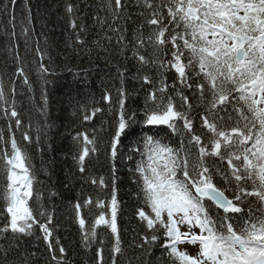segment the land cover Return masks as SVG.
Wrapping results in <instances>:
<instances>
[{
  "label": "snow or ice",
  "instance_id": "6c2138e0",
  "mask_svg": "<svg viewBox=\"0 0 264 264\" xmlns=\"http://www.w3.org/2000/svg\"><path fill=\"white\" fill-rule=\"evenodd\" d=\"M129 3L109 0L113 24ZM3 7L7 12L8 5ZM136 7L144 19L134 32L132 57L140 66L137 73L150 67L155 76L139 77L144 104L139 111H130L125 74L119 73V99L105 147L113 163L111 199L93 201L89 196L75 204L82 243L89 246L97 238V229L105 226L115 238L116 264L121 241L115 162L122 156L132 160L138 155L133 182L142 206L136 216L145 233L137 247L163 248L164 264H264V0H136ZM67 11H73L71 5ZM72 27H76L74 21ZM112 31L120 29L112 27ZM117 41L125 51L123 32ZM41 71H47L43 64ZM17 75L23 76V69ZM193 98L202 111L195 112ZM102 99L113 112L111 93ZM0 104L5 106V118L14 119L19 128V113L14 102L9 104L2 85ZM82 111L84 121H90L103 109L82 106ZM173 138H178V145L174 146ZM23 139L31 137L25 133ZM76 139L80 150L75 159L83 174L86 159L98 154L97 137L81 132ZM125 140L128 152L122 153ZM0 160L6 181L0 193L5 203L0 215L6 221L0 225V238L30 236L34 226L39 227L53 253L51 259L63 264L65 249L59 248L58 257L51 242L52 216L41 223L29 203L36 195L35 176L29 154L14 135L6 139L0 133ZM91 183L97 180L91 178ZM99 185L107 187L103 178ZM93 206L100 211L89 228L83 212ZM187 245L197 249L194 255L182 250ZM97 257L102 264V249Z\"/></svg>",
  "mask_w": 264,
  "mask_h": 264
},
{
  "label": "trees",
  "instance_id": "16d2710c",
  "mask_svg": "<svg viewBox=\"0 0 264 264\" xmlns=\"http://www.w3.org/2000/svg\"><path fill=\"white\" fill-rule=\"evenodd\" d=\"M108 3L109 0H15L10 4L9 0H0V85L9 104L14 102L22 121L17 128L14 119L5 118L2 111L5 106L0 104V133L6 139L14 135L30 156L36 195L29 203L41 223L47 221L48 215L52 216L48 225L53 232L51 242L58 257L59 248L65 249L63 264H98L97 251L101 249L102 264H113L115 238L111 231L105 226L99 227L97 238L85 247L74 206L77 202L82 204L89 196L93 201L98 197L111 199L113 163L108 159L105 147L119 99V73L125 74L130 111H139L144 104L145 92L141 90L139 77L146 73L155 76L150 67L137 73L140 66L132 57L134 32L144 19L139 15L141 9L136 7V0H130L128 9L121 12V18L115 24ZM5 4L8 5L7 12H4ZM69 5L73 9L71 13L67 11ZM100 20L105 23L101 24ZM112 27H118L120 31L113 32ZM121 32L127 44L123 52L117 41ZM144 33L145 36L148 34L147 25ZM41 64L46 72L41 71ZM18 69H23V76L17 75ZM25 78L28 83H24ZM106 92L112 95L113 112H109V105L102 99ZM187 94L192 96V92ZM180 103L177 99L178 107ZM196 103L193 98L195 112L202 111ZM82 106L89 110L101 107L103 111L93 120L84 121ZM136 130L139 132V127ZM81 132H87L90 137L95 134L99 149L98 154L86 159L83 174L75 159L80 150L76 137ZM25 133L31 137L30 141L23 139ZM173 140L174 146L178 145V138ZM128 144L125 140L122 153L128 152ZM139 159L138 155L132 160L122 156L115 162L119 201L117 224L121 241L116 264H158L161 257L163 260L159 264H164L167 257L163 248L137 247L145 233L136 216V209L142 205L133 182V170ZM3 168L0 160V193L6 183ZM91 178H95L97 184L93 185ZM100 178L107 187H100ZM217 182L223 183L219 178ZM4 207L5 203L0 199V212ZM99 211L94 206L91 211L84 209L89 228ZM104 211L110 218L108 209ZM5 222L4 215H0V225ZM0 249H7V252L0 251V264H56L43 240V233L36 226L30 236L13 239L9 234L7 240L0 238Z\"/></svg>",
  "mask_w": 264,
  "mask_h": 264
},
{
  "label": "rangeland",
  "instance_id": "374dc122",
  "mask_svg": "<svg viewBox=\"0 0 264 264\" xmlns=\"http://www.w3.org/2000/svg\"><path fill=\"white\" fill-rule=\"evenodd\" d=\"M182 250H187L189 254H195L197 249L193 246L187 245V246H181Z\"/></svg>",
  "mask_w": 264,
  "mask_h": 264
}]
</instances>
